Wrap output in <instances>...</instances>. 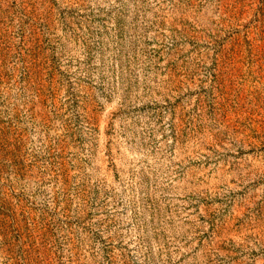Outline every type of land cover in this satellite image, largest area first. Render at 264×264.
I'll use <instances>...</instances> for the list:
<instances>
[{
    "label": "rangeland",
    "instance_id": "374dc122",
    "mask_svg": "<svg viewBox=\"0 0 264 264\" xmlns=\"http://www.w3.org/2000/svg\"><path fill=\"white\" fill-rule=\"evenodd\" d=\"M0 264H264V0H0Z\"/></svg>",
    "mask_w": 264,
    "mask_h": 264
}]
</instances>
